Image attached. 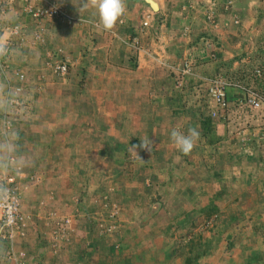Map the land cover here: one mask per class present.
<instances>
[{
	"label": "crops",
	"instance_id": "0c3cea01",
	"mask_svg": "<svg viewBox=\"0 0 264 264\" xmlns=\"http://www.w3.org/2000/svg\"><path fill=\"white\" fill-rule=\"evenodd\" d=\"M54 1L85 21L35 23L19 0H0V25L19 23L25 36L0 71L1 106L14 72L24 74L28 111L9 132L26 122L18 140L0 139V164L10 154L24 175L20 209L31 220L12 245L25 264H264V105L235 107L229 88L221 115L187 90L218 74L264 95V0H124L111 30L91 0L81 10ZM186 57L192 75L177 79ZM190 128L200 136L185 155L170 134ZM141 139L151 151L138 147L139 157Z\"/></svg>",
	"mask_w": 264,
	"mask_h": 264
},
{
	"label": "built area",
	"instance_id": "2783aa9c",
	"mask_svg": "<svg viewBox=\"0 0 264 264\" xmlns=\"http://www.w3.org/2000/svg\"><path fill=\"white\" fill-rule=\"evenodd\" d=\"M7 1V0H6ZM22 2L23 11L29 15L31 21L39 23L45 19H57L65 25H71L76 22H83L84 19L71 14L64 3H58L54 0H20ZM6 4L5 0H1ZM1 9V8H0ZM204 15L205 23L215 26L214 15L211 10H206ZM146 22L143 21L142 25ZM24 29L21 24L16 23L11 26L0 25V71L6 67V62L12 53L15 44L22 43L25 40ZM40 41V36L37 31L31 36L30 44ZM135 44V43H134ZM44 66L49 69L52 75L64 76L66 74V63L58 60H47ZM192 61L190 57L183 58L176 66L177 79L184 76L192 75ZM16 76V85H11L6 88V96L4 97V107L0 115V139L6 143L10 139V130L15 119L19 117L17 114H25L27 107L19 93L23 86L24 74L18 71L14 72ZM255 76L260 75L258 68L253 70ZM178 86L181 81L177 82ZM235 89L239 96L234 98L233 105L239 108L248 110L255 109L258 105H264V95L251 86L244 85L238 81H230L224 79L221 75H213L201 77L199 80L187 88L188 91L201 98V90L203 95H206L213 101L217 111L221 115H225L226 110L230 107V102L227 98V89ZM5 95V94H4ZM216 111L210 112L211 117H216ZM264 132V128H263ZM24 175L20 171V167L14 163V159L10 154H7L3 160L0 169V243L3 247L0 249V264H25V252L23 250H15L13 248L14 238L23 237L25 227L30 216L23 213L20 209V197L18 195V179ZM39 205L43 206V202L39 201ZM31 220V219H30ZM51 222V220H50ZM64 224H69V219L63 220ZM49 223H47L48 225ZM51 235L59 233L62 236L63 230L59 231L56 222L50 223ZM5 245V246H4ZM52 250L56 249V244L52 243ZM30 264H36L32 262Z\"/></svg>",
	"mask_w": 264,
	"mask_h": 264
},
{
	"label": "clouds",
	"instance_id": "9594fccd",
	"mask_svg": "<svg viewBox=\"0 0 264 264\" xmlns=\"http://www.w3.org/2000/svg\"><path fill=\"white\" fill-rule=\"evenodd\" d=\"M91 2L96 9L99 24L104 30H111L125 10L124 0H91ZM199 136L200 133L195 128H190L187 135L176 129H173L170 134L175 147L185 155L192 151ZM140 141L139 145H132V150L137 154L136 149L140 147L150 152L151 142L146 139H141Z\"/></svg>",
	"mask_w": 264,
	"mask_h": 264
},
{
	"label": "rangeland",
	"instance_id": "374dc122",
	"mask_svg": "<svg viewBox=\"0 0 264 264\" xmlns=\"http://www.w3.org/2000/svg\"><path fill=\"white\" fill-rule=\"evenodd\" d=\"M20 1V0H19ZM79 1V3H80V10L84 7V0H78ZM21 2V1H20ZM82 6V7H81ZM72 10H75V9H72ZM16 45V44H15ZM14 45V46H15ZM0 99H1V97H0ZM24 100V103H25V99H23ZM26 104V103H25ZM2 106L0 105V108H1ZM2 109V108H1ZM25 110H27L28 111V109L26 108ZM26 111V112H27ZM25 116V115H24ZM23 116V117H24ZM25 118H22L21 119V121H19V122H17V124H15V126H14V128L12 129V131L10 132V140L12 141V140H14V139H17L18 140V138H17V136H18V131L20 130V128L21 127H23L24 126V124H25V122H26V120H24ZM22 120H24V121H22ZM21 139H19V141H20ZM18 141V142H19ZM0 159H1V157H0ZM1 161V160H0ZM2 165V163L0 164V166ZM44 204V203H43ZM39 205V204H38ZM41 206V205H40ZM23 213H25V211H22ZM37 238V237H36ZM182 245V244H181ZM1 247V246H0ZM184 247V246H183Z\"/></svg>",
	"mask_w": 264,
	"mask_h": 264
},
{
	"label": "trees",
	"instance_id": "16d2710c",
	"mask_svg": "<svg viewBox=\"0 0 264 264\" xmlns=\"http://www.w3.org/2000/svg\"><path fill=\"white\" fill-rule=\"evenodd\" d=\"M193 245H195V244H193V243L190 244V245H189V248L191 249V248L193 247ZM0 246H2V244H0ZM182 246H185V245H182ZM2 247H3V246H2ZM2 247H0V249H1Z\"/></svg>",
	"mask_w": 264,
	"mask_h": 264
},
{
	"label": "water",
	"instance_id": "95a60500",
	"mask_svg": "<svg viewBox=\"0 0 264 264\" xmlns=\"http://www.w3.org/2000/svg\"><path fill=\"white\" fill-rule=\"evenodd\" d=\"M147 2H148V1H147ZM148 3L151 5L152 2H148ZM151 7H152V5H151Z\"/></svg>",
	"mask_w": 264,
	"mask_h": 264
}]
</instances>
